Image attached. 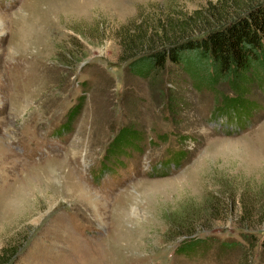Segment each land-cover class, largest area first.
Segmentation results:
<instances>
[{
  "label": "rangeland",
  "instance_id": "1",
  "mask_svg": "<svg viewBox=\"0 0 264 264\" xmlns=\"http://www.w3.org/2000/svg\"><path fill=\"white\" fill-rule=\"evenodd\" d=\"M223 1L0 0L1 264H264V80L128 66Z\"/></svg>",
  "mask_w": 264,
  "mask_h": 264
},
{
  "label": "trees",
  "instance_id": "2",
  "mask_svg": "<svg viewBox=\"0 0 264 264\" xmlns=\"http://www.w3.org/2000/svg\"><path fill=\"white\" fill-rule=\"evenodd\" d=\"M229 2L223 1L226 6H222L221 13H217L214 5H208V11L199 20L189 28L183 23L176 34L155 38L151 31L158 28L160 20L149 24L147 32L151 38L147 44L142 43L138 56L128 66L130 69L148 66L149 72H161L171 65L175 70L187 72L192 61L201 65L204 75L213 81H231L242 96L251 80H264V0L248 3L239 10H232ZM260 243L264 247V236Z\"/></svg>",
  "mask_w": 264,
  "mask_h": 264
}]
</instances>
